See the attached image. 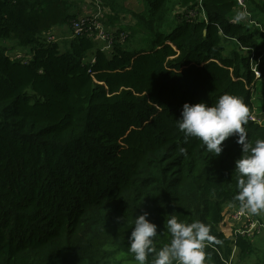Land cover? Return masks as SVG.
<instances>
[{
  "label": "trees",
  "instance_id": "obj_1",
  "mask_svg": "<svg viewBox=\"0 0 264 264\" xmlns=\"http://www.w3.org/2000/svg\"><path fill=\"white\" fill-rule=\"evenodd\" d=\"M84 2L0 0V264H135L128 237L144 212L157 248L170 242L165 222L177 214L209 226L204 264L249 257L252 238L236 226L221 231L240 208L238 134L215 156L196 138L185 143L176 121L185 103L211 106L231 94L248 107L249 145L264 139L250 119L258 81L243 51L261 57L264 80V34L230 23L236 0H148L145 22L135 15L142 29L120 21L107 50L73 36L85 18L73 10ZM255 6L262 24L264 0ZM63 25L72 37L62 48L50 32ZM138 31L151 50L126 49ZM229 42L238 48L226 54Z\"/></svg>",
  "mask_w": 264,
  "mask_h": 264
},
{
  "label": "clouds",
  "instance_id": "obj_2",
  "mask_svg": "<svg viewBox=\"0 0 264 264\" xmlns=\"http://www.w3.org/2000/svg\"><path fill=\"white\" fill-rule=\"evenodd\" d=\"M245 18V12H237L234 21L241 22ZM253 115H250L252 122H259L252 119ZM247 116L248 107L240 97L223 94L211 106L203 102L185 103L176 126L185 143L189 138H196L215 156L223 151L222 143L226 139L238 134L236 142L241 145L243 155L235 162L238 189L235 199L240 202L241 211L255 214L264 210V139H257L254 146L249 145L243 127ZM149 215L144 212L135 216L128 237V251L135 264H204L205 241L213 240L207 224L199 220L185 223L179 215L171 214L165 222L170 242L157 248V225L149 221Z\"/></svg>",
  "mask_w": 264,
  "mask_h": 264
},
{
  "label": "rangeland",
  "instance_id": "obj_3",
  "mask_svg": "<svg viewBox=\"0 0 264 264\" xmlns=\"http://www.w3.org/2000/svg\"><path fill=\"white\" fill-rule=\"evenodd\" d=\"M147 1L148 0H100L99 3L102 7H105L104 5L107 4L108 6L105 7L107 9L109 7L115 11L120 9V10L125 11L126 14L131 12L129 14V17H132L131 23L133 21H136L135 24H136L137 28H141L142 22L139 21L137 23V20H136L133 13H135L134 12L135 9H136V13H137V8L142 10L141 11V13L143 15L142 20L145 22L146 17H147V10H148L147 9ZM177 9H181V8L177 7ZM177 16L180 17V15H178V14H177ZM106 20H107V15L103 18V22H104L105 26L111 27V28H118V27L111 26V25H118L119 26V24H118L119 20H116L115 22H117V23H113V24H110V23L108 24L106 22ZM170 21H177V20H176V18L174 19L173 17H171ZM261 25L264 26V23H262ZM171 26L175 28L176 23L172 24ZM165 31H167V29H165ZM147 36H148L147 31H145V34H142V31L135 32L133 37H131L129 39V41L127 42L126 49L131 51V52H139L140 50H146V51L151 50L153 48L152 42L151 41L144 42L148 39ZM4 44L7 47L13 46V48H10V49H13V50L15 49L13 42H8L7 44L6 43H4ZM230 49H232L231 44L227 45V50H230ZM253 102H254V106H256V108L258 110L261 109L262 105H259L257 100H254ZM262 104H263V102H262ZM238 209H241V208H236V209L234 208L233 210H231L230 215L234 214V217L236 218V216H238V214H239ZM247 212H249L252 215V221L254 223L259 222V224H260L259 229L255 232L254 236L252 237V239H253V253L245 259L239 258L236 254L233 258H231V260L228 262V264H262V261L264 259V238L260 237L261 232H264V219H262V221H261L258 217L254 216V214L251 213L250 211L247 210ZM229 222L232 223V220L230 217L228 219H226L225 221H223V224L221 225V231L225 232L226 234H228V232L232 229L231 226L229 225ZM240 226H242V225H240ZM248 226L249 225H246L244 227H248ZM256 237H258V238H256Z\"/></svg>",
  "mask_w": 264,
  "mask_h": 264
},
{
  "label": "crops",
  "instance_id": "obj_4",
  "mask_svg": "<svg viewBox=\"0 0 264 264\" xmlns=\"http://www.w3.org/2000/svg\"><path fill=\"white\" fill-rule=\"evenodd\" d=\"M246 1V6L248 7V11L251 12L253 9H255V4H261L263 2V0H245ZM105 7L108 6L107 4L104 5ZM105 7H102L100 5L99 2H94L92 0H85L84 3H81V5H79L77 7V9L73 10L75 14H79V17H94L96 15H99L101 13V11L104 13V15H112L110 16L106 22L109 24H113V23H117L115 22L116 20H119V22L121 21V25L123 27H128V26H135L136 21H133L131 23V18L129 17V14L131 13H127L123 10H112L110 7L107 9ZM142 10H140L139 8H137V13H136V9H135V13L134 16L139 13H141ZM245 12L243 8L241 7H237L235 12L231 15L230 18V23H241V24H245L247 25V19L245 18L243 21L241 22H235L234 21V16L236 15L237 12ZM179 11L177 9V11H175V14H177ZM254 16H256L259 13V8L256 9V12H253ZM252 14V15H253ZM176 20L178 21L179 18L175 17ZM174 18V19H175ZM135 19V18H134ZM118 22V24H119ZM171 22H176V21H171ZM178 23V22H177ZM111 26H115L118 27L116 29H119L120 25H111ZM107 27V26H106ZM111 28V27H108ZM114 29V28H113ZM50 36L57 42L60 44V46L63 48L64 44L66 43V41L70 40L72 37V30L71 27L69 25H63V27H56L54 28L51 32H50ZM97 42V41H96ZM102 44H104L102 42ZM232 45V49L227 50L226 54H230L232 52V50H234L235 48H238V46L236 44H234L233 42H229L226 45ZM241 47V46H240ZM240 49V48H239ZM251 55V53H250ZM257 55V54H256ZM261 61V60H260ZM249 63H250V58H249ZM262 78V77H261ZM257 84L254 85V87H252V100H257L259 105H262L261 109H257L256 106H254V116L259 119V123L260 125L264 126V80L263 79H257ZM254 95V96H253ZM263 102V104H262ZM252 114V115H253ZM254 216L258 217L261 221L262 219H264V210H260L257 213L254 214ZM229 225L231 226V231L233 230L234 227V223L229 222ZM260 237L264 238V232H261ZM258 238V237H256Z\"/></svg>",
  "mask_w": 264,
  "mask_h": 264
},
{
  "label": "built area",
  "instance_id": "obj_5",
  "mask_svg": "<svg viewBox=\"0 0 264 264\" xmlns=\"http://www.w3.org/2000/svg\"><path fill=\"white\" fill-rule=\"evenodd\" d=\"M237 6L244 9L246 13V19L247 23L249 25L255 26L262 34H264V26L259 24L257 21L252 19L251 13L248 11V7L246 6L245 0H236ZM178 11H182V9H178ZM195 12L188 15L189 18H194ZM102 13L99 15H96L94 17H87L82 18L81 21H77L73 23V30H74V37H82V35L86 34L90 38H93L97 42H103L105 49H112V45L114 43L115 36L113 34L116 33V29L108 28L104 26L101 22ZM127 37V33H120L118 37V42L125 40ZM243 51H250V63H251V71L254 72L257 79H261L262 75L259 70L260 67V60L261 57L257 56L255 51L247 48H243ZM253 120L259 121L254 115L252 117ZM239 210L238 216L236 218L234 217V214L230 215V218L232 220V223L237 227L234 230V233H240L242 235H245L247 237L252 238L255 234V232L259 229V222H253L252 221V215L245 211ZM242 225V226H240ZM246 225H249L248 227H244Z\"/></svg>",
  "mask_w": 264,
  "mask_h": 264
}]
</instances>
